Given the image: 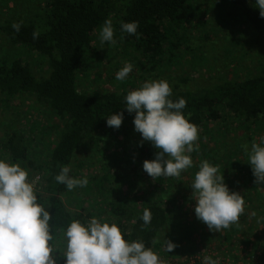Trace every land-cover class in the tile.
Instances as JSON below:
<instances>
[{
	"label": "trees",
	"instance_id": "obj_1",
	"mask_svg": "<svg viewBox=\"0 0 264 264\" xmlns=\"http://www.w3.org/2000/svg\"><path fill=\"white\" fill-rule=\"evenodd\" d=\"M46 1L45 6L40 7L43 13H35V16L13 14L3 17L0 14V38L21 47L29 55L26 58H13L7 63L0 62V93L8 97L32 94L40 105L62 121L59 137L44 162L29 157L30 148L25 133L13 132L7 146L13 161L27 163L33 168L32 172L43 174L44 183L40 186L43 193L37 194V202L45 206L52 216L49 225L53 240L49 243L56 249L57 239L64 234L69 224L78 220L86 225L89 214L71 212L67 208L61 198L67 188L57 183L55 176L63 165L71 164L83 143L97 135L108 116L122 112L123 118L135 117V112L127 111L125 97L129 91L139 87L95 94H89L78 87L79 72L83 67L91 65L96 49L95 38L100 40L95 33L100 34L104 22L111 19L113 26L116 25L114 39L139 54V71L166 72L180 61V51L186 42V35L181 30L193 19L195 0ZM218 1L224 6L221 14L224 24H247L264 35V17L260 16L256 0ZM133 21L138 22L139 38L121 28L122 23ZM14 22L21 23L18 33L12 27ZM34 30L40 32L39 38L35 40L32 38ZM34 62L42 65L45 71L38 72ZM190 77L169 74L166 81L172 88L170 99L174 102L180 98L186 100L187 106L181 111L198 129L207 127L213 120H220L225 112L226 115L231 114V118L243 119L247 125L264 121V72L241 80L218 78L197 89L191 87L193 79ZM119 128L124 132L123 137L129 136V143L137 145L136 152L142 167L146 159H155L156 148L151 142L144 141L141 146L142 139L127 130L125 124ZM216 140L219 142L222 138ZM237 147L232 151L233 155L241 150L242 145L238 144ZM214 151V148L199 147L195 151L202 153L199 164L207 160L211 165L219 166V174L223 175L229 189L231 184L238 186V189L240 186L251 187L250 193L262 202L260 204L264 213V183H254L252 166L248 162L251 151L246 149L244 161L234 160V163L231 158L230 163L235 164V171L230 169V165L224 166L221 163L223 159L217 160ZM245 170L247 177L244 175ZM105 171L110 174L107 168ZM69 175L72 177V172ZM167 183L170 187L167 185L164 192H167L168 200H174L176 179L169 177ZM96 185L100 186V183ZM106 188L109 192L107 207L119 225H122V234L129 242L140 240L146 248H151L160 231L177 216L163 206L156 193L145 192L140 198H126L120 191L113 190L111 184ZM145 209L152 213V220L150 225L142 228ZM244 216L248 223L251 216L247 212ZM241 219L230 225L231 237L241 229L240 224L245 221ZM246 237H249V233H246ZM261 257L264 260V254Z\"/></svg>",
	"mask_w": 264,
	"mask_h": 264
},
{
	"label": "rangeland",
	"instance_id": "obj_2",
	"mask_svg": "<svg viewBox=\"0 0 264 264\" xmlns=\"http://www.w3.org/2000/svg\"><path fill=\"white\" fill-rule=\"evenodd\" d=\"M46 2L0 0V14L3 17L13 14L35 16V13H43L40 7L43 8ZM193 4V19L181 30V33L186 35V42L180 51V61L172 69L166 72H141L137 67V59L140 58L138 53L118 42L115 45H101L100 40L95 38L96 49L91 65L83 67L78 75L79 89L95 94L141 87L145 81L166 80L169 74L190 75L193 79L191 87L197 89L213 83L218 78L241 80L264 72L263 34L257 33L247 24H224L221 19L224 6L218 0H195ZM115 29L116 25L113 26L114 33ZM95 36L99 38L100 34L95 33ZM28 56L21 47L0 38V62L7 63L13 58ZM125 63L132 64V71L124 81H118L116 74ZM34 64L38 72L45 71L38 62ZM230 116L231 114L226 115L225 112L220 120H213L207 127L199 128V139L196 143L201 148H214L217 160L223 159L221 163L224 166L230 165V169L235 171L234 160H246V149L243 146L247 145V149L251 151L252 143L259 144L264 137V121L247 125L243 119ZM122 124L142 139L141 134L135 131L134 117L123 118ZM103 125L96 136L93 135L78 148L71 161L72 177H86L89 181L84 187L77 186L62 193L61 198L71 212H85L89 214L88 221L95 217L101 223H116L122 229V225H119L107 207L108 184H111L113 190L123 193L126 198H140L145 192H153L161 198L165 208L177 215L169 226L160 231L156 243L151 247L164 264H191L196 256L211 257L209 251L212 248L235 258L238 245L246 247V261H253L259 254H264L263 207L255 194L250 193L251 187L240 186L238 189V186L236 188L231 184L229 189L241 193L244 197L245 212L241 215V220L246 218L244 215L247 212L251 216L248 223L246 219L239 223L241 229L232 237L230 228L221 229L219 232L211 231L196 217V197L190 187L195 173L199 170L202 153H188L193 159V166L182 171L179 179L174 177L177 192L173 196L174 200H168L167 192L164 191L167 185L170 187L167 183L169 177L161 176L155 180L150 177L140 165L137 145L128 142L129 136L123 137L124 132L120 128L109 127L107 120ZM61 127L62 121L40 105L34 95L22 93L8 97L0 93V159L19 163L28 170L30 181L38 176L40 180L36 185L37 194L43 193V189L40 190L44 183L43 174L32 172L33 168L27 163L13 161L7 148L8 140L13 132L25 133L30 148L29 157L44 162L59 137ZM220 137L222 141L218 142L216 139ZM238 144L242 145L241 150L233 155L232 151L238 149ZM157 151L159 150L156 149V153ZM231 161L234 163H230ZM105 168L110 174L106 173ZM244 175L247 177L246 170ZM97 182L100 186L96 185ZM131 225L132 223L129 226ZM246 233H249V237H246ZM165 240H171L177 245L172 252L166 251ZM66 246L67 240L64 234H61L53 254L56 264H65L66 257L62 254L66 251Z\"/></svg>",
	"mask_w": 264,
	"mask_h": 264
},
{
	"label": "clouds",
	"instance_id": "obj_3",
	"mask_svg": "<svg viewBox=\"0 0 264 264\" xmlns=\"http://www.w3.org/2000/svg\"><path fill=\"white\" fill-rule=\"evenodd\" d=\"M260 16L264 17V0H256ZM13 29L18 33L21 23L14 22ZM124 32L137 35L138 22L122 23ZM39 30H34L32 38L38 39ZM100 42L115 45L112 20L107 19L100 31ZM132 64L125 65L117 72L116 79L124 81L132 71ZM172 88L166 80L145 81L141 87L131 90L125 97L129 113L135 112V131L144 141L158 149L155 159H146L143 170L154 180L158 177H175L193 166L188 153L199 150L196 143L199 129L181 111L187 106L184 98L170 99ZM123 113L107 117L109 127L122 125ZM264 137L258 144L253 142L249 161L254 183H264ZM247 149V145H244ZM70 165H63L55 180L71 191L77 186L84 187L88 179L73 178L69 175ZM219 166L202 161L195 173L192 184L196 197L195 214L211 231L219 232L239 222L245 212V200L241 193L230 191L219 174ZM40 178L29 180V172L19 163H9L0 159V264H56L49 242L53 240L49 221L52 216L46 207L37 202L36 185ZM253 215H255L253 213ZM146 228L151 224L152 213L145 209L142 215ZM131 233H129L130 235ZM64 236L67 240L65 264H164L152 248H146L143 241H127L116 223H101L93 217L87 224L73 220ZM155 244L156 241L154 240ZM166 251L172 252L177 246L165 240ZM202 264H219L210 256L203 258Z\"/></svg>",
	"mask_w": 264,
	"mask_h": 264
},
{
	"label": "built area",
	"instance_id": "obj_4",
	"mask_svg": "<svg viewBox=\"0 0 264 264\" xmlns=\"http://www.w3.org/2000/svg\"><path fill=\"white\" fill-rule=\"evenodd\" d=\"M209 253L211 254L212 259H217L219 261V264H264L261 254L255 257L253 261H250V259L246 261L245 246L238 245L237 251H235V258L229 257L227 254L216 248H212ZM203 258L204 257L202 256H196L191 264H202Z\"/></svg>",
	"mask_w": 264,
	"mask_h": 264
}]
</instances>
